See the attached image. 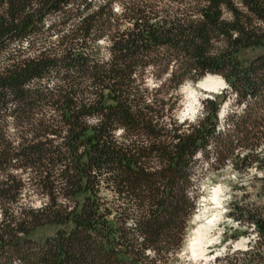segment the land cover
I'll return each instance as SVG.
<instances>
[{"label": "trees", "instance_id": "trees-1", "mask_svg": "<svg viewBox=\"0 0 264 264\" xmlns=\"http://www.w3.org/2000/svg\"><path fill=\"white\" fill-rule=\"evenodd\" d=\"M207 76L228 92L177 123V92ZM263 145L264 0H0V264H159L180 248L196 158L264 171ZM12 170L39 208H12ZM231 207L257 234L237 264H264V206Z\"/></svg>", "mask_w": 264, "mask_h": 264}, {"label": "rangeland", "instance_id": "rangeland-1", "mask_svg": "<svg viewBox=\"0 0 264 264\" xmlns=\"http://www.w3.org/2000/svg\"><path fill=\"white\" fill-rule=\"evenodd\" d=\"M261 51H244L239 55L240 61L244 64L249 63L254 57L259 55ZM147 85L151 90L154 85L147 81ZM227 88L224 87L216 90L213 93L202 92L197 89V85L184 84L177 95L179 102L177 109L174 111V119L177 123L192 124L201 115L202 105L205 100H210L212 97H219L227 93ZM192 94L196 98V104L193 107V112L190 115L184 114L187 95ZM232 97L229 96L220 106L218 111V120L220 131L225 130L223 119L229 112L235 111ZM264 145L256 150V155L263 156ZM197 163L192 170L190 178V188L187 198L192 204V211L187 218L183 229L180 248L176 251L175 247L170 250L167 259L161 260L159 264H192L189 259L190 255L186 251V245L192 238L193 231L209 220L213 216H219V222L213 228L209 236L211 241L205 251V263L200 264H237L243 260V255L250 251V247L255 248L257 234L251 231V228L246 223H237L231 218L233 209L231 205H241L257 207L264 206V192H260L259 179L264 178V171H259L252 166L245 174L235 173L228 165H225L222 170L216 166L213 161L208 163L203 162L200 157L196 158ZM9 174L16 180L21 179L24 182V190L22 191L18 203L12 208L26 206L34 209L39 208L45 199L28 182L31 179L29 173L23 174L20 170H12ZM1 181V178H0ZM219 190V196L214 202L213 191ZM53 230L44 229L38 233L36 240H42L52 235ZM175 251V252H174Z\"/></svg>", "mask_w": 264, "mask_h": 264}, {"label": "bare ground", "instance_id": "bare-ground-1", "mask_svg": "<svg viewBox=\"0 0 264 264\" xmlns=\"http://www.w3.org/2000/svg\"><path fill=\"white\" fill-rule=\"evenodd\" d=\"M197 89L206 92L213 93L216 90H220L224 87L223 81H221L217 77H206L201 82L197 83ZM196 104V98L190 94L187 95L186 106L184 108V114L190 115L193 112V107ZM219 190L215 189L213 191V201L215 202L219 196ZM219 222V216L215 215L209 220L201 223L192 233V238L188 241L186 245V251L190 255L189 261L192 264H200L205 263L207 261L204 260L205 251L208 246H210L211 241L209 240V236L212 233L213 228ZM211 237V236H210Z\"/></svg>", "mask_w": 264, "mask_h": 264}, {"label": "built area", "instance_id": "built-area-1", "mask_svg": "<svg viewBox=\"0 0 264 264\" xmlns=\"http://www.w3.org/2000/svg\"><path fill=\"white\" fill-rule=\"evenodd\" d=\"M249 226H250V228H251V231H252V232H255V227H251V225H249ZM255 234H256V232H255ZM249 249H251V247H250Z\"/></svg>", "mask_w": 264, "mask_h": 264}, {"label": "water", "instance_id": "water-1", "mask_svg": "<svg viewBox=\"0 0 264 264\" xmlns=\"http://www.w3.org/2000/svg\"><path fill=\"white\" fill-rule=\"evenodd\" d=\"M208 77V76H207ZM224 83V82H223ZM225 84V83H224Z\"/></svg>", "mask_w": 264, "mask_h": 264}]
</instances>
